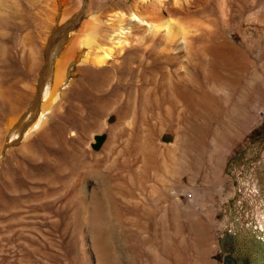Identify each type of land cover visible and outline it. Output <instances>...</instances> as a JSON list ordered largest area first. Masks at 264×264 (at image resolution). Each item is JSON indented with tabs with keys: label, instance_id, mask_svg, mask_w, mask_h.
<instances>
[{
	"label": "rangeland",
	"instance_id": "rangeland-1",
	"mask_svg": "<svg viewBox=\"0 0 264 264\" xmlns=\"http://www.w3.org/2000/svg\"><path fill=\"white\" fill-rule=\"evenodd\" d=\"M73 1L85 10L69 32L95 28L98 42L112 33L106 16L136 3ZM204 1L187 2L183 13L178 0L172 14L202 21L197 56L182 59L130 34L111 70L86 77L74 65L44 131L8 141L10 123L34 100L57 24L52 0H0V264H220L226 231L237 257L261 258L264 31L241 17V0ZM219 1L232 11L221 14ZM211 45L222 53L213 69L222 92L185 76L189 98L171 94L183 62L198 59L211 72Z\"/></svg>",
	"mask_w": 264,
	"mask_h": 264
},
{
	"label": "bare ground",
	"instance_id": "bare-ground-1",
	"mask_svg": "<svg viewBox=\"0 0 264 264\" xmlns=\"http://www.w3.org/2000/svg\"><path fill=\"white\" fill-rule=\"evenodd\" d=\"M52 1L55 8L53 19L55 20L57 27L52 28L50 34L46 36L47 44L45 50L49 59L48 61L46 59V63L44 62L45 64L41 69L42 71L36 78L35 84H33L34 100L23 110L19 118H17V121H13L12 124L10 123L11 126L7 134L8 141H12L19 136L22 137L25 135L24 137H28L34 132L40 133L44 131V122L46 121L48 111L51 109L53 103L56 101L58 102L65 93V85L69 75L72 73L71 70L74 65L77 64L78 69L81 71L83 76L86 77L94 76V74L104 70H111V68L118 66L119 62L122 61L120 58L123 56H120L128 50L127 45L132 44V41L128 36L130 34L134 35V37L142 36V41L145 39L146 42L148 40L152 41L154 45L160 44L163 48H165V51L166 47H168V49L173 50V52L175 51L174 53L179 55L178 57H181L182 59H184V57L191 58V56L196 54L197 50L193 47L195 44L193 43L195 37L194 35L198 33L196 31H198L200 26H202V21L189 19L188 21L185 20L184 22H180L174 18L172 16L175 9L174 4L175 2L177 3L178 0H136L135 5H133V9L130 6L129 13H125V11L120 9L119 11L108 14L106 16V20H108L106 23L112 28V33L109 34L110 38L108 42H98L95 40L96 36L94 33L97 32L95 28L93 32H88V27L87 29L85 28L87 31L83 28L81 33L71 34L69 32V28L74 25L80 14L85 10L83 9L85 8L83 6L85 1H83L84 4L82 2L81 5H78L77 7L73 5V0ZM180 1L184 5L183 13H185V10H188L187 2L190 4L200 2L205 3L204 0ZM241 1L244 3L241 6V17L246 14L245 12H247L244 18L245 20L254 18L257 21L259 20V22L261 21V24L258 26L251 27L252 24H250L249 27L253 30L255 29L256 31H264V22L262 23V21H264V5L256 6V1L258 0ZM124 4H126L125 0L117 1L118 6H122ZM161 6L162 8L164 6V11H166L165 14L167 15L160 12L159 7ZM228 6L229 5H227L224 1L218 2V10L221 14H228V11L231 9ZM124 15L127 16V18ZM250 21L251 20L247 21V24H249ZM233 23L235 24V27L241 26L240 21H234ZM200 29L199 31H201ZM246 30L248 31L247 28ZM241 32L244 31L242 30ZM97 34L98 33H96V35ZM196 38H198V36H196ZM206 47L208 48V46ZM208 49V52H205V54L208 53L207 56H209L210 65L212 66L211 72L207 74L203 71L202 73L199 70L201 64L197 61L198 59H195L194 66H190L188 62H183L182 71L178 72L175 76L177 78V82L171 84V94H175V90L177 89L179 90L178 95L180 100L184 101L185 98H189L188 95L191 92V89L188 87L190 89L189 90L184 84L185 76H192L193 82L199 85L200 81H206L209 83L210 89L215 91V93L219 94L222 92V87H220L218 80L219 75L217 72L213 71L216 67L215 65L221 59L222 53L218 46L211 45ZM168 54L171 55L170 53ZM35 64L39 66L40 62L36 61ZM38 68H40V66ZM194 94L197 99H203L202 97L204 92L202 90H199ZM1 95L6 97L5 93H1ZM46 96H48L47 99L43 102V104H41L42 100ZM223 158L224 153H221L218 174L221 173L222 170ZM221 190H223V185L219 188V191ZM98 252L100 253V250Z\"/></svg>",
	"mask_w": 264,
	"mask_h": 264
},
{
	"label": "flooded vegetation",
	"instance_id": "flooded-vegetation-1",
	"mask_svg": "<svg viewBox=\"0 0 264 264\" xmlns=\"http://www.w3.org/2000/svg\"><path fill=\"white\" fill-rule=\"evenodd\" d=\"M262 239H264V235H263ZM225 244H227L228 249L223 250V255H222V259L220 261V264H224V263H226V261L229 262L230 264H241L242 260L239 257H237V254H235V250H234L235 249V242L234 241L232 243H230V242L226 243L225 242ZM255 244L257 246L256 249L261 251V253H260V255H261L262 249L264 248V245H260V243H258V242H256ZM225 259H227V260H225ZM246 259H247V264H254L256 262L261 261L260 259L256 260L255 258H253V259L246 258Z\"/></svg>",
	"mask_w": 264,
	"mask_h": 264
},
{
	"label": "water",
	"instance_id": "water-1",
	"mask_svg": "<svg viewBox=\"0 0 264 264\" xmlns=\"http://www.w3.org/2000/svg\"><path fill=\"white\" fill-rule=\"evenodd\" d=\"M96 138H97V140H100L101 136H97ZM225 240H229L230 242H233L234 241V233L226 231L224 235L220 236L219 243L222 246V248H223V244H224ZM240 259L242 260L241 264H247V259L245 257H240ZM225 260H227V259H225ZM260 260L261 261L256 262L254 264H264V248L262 249V254H261ZM224 264H230V263L226 261V263H224Z\"/></svg>",
	"mask_w": 264,
	"mask_h": 264
}]
</instances>
